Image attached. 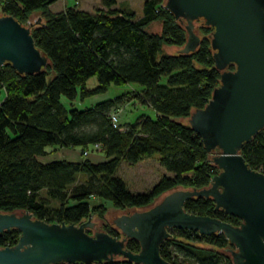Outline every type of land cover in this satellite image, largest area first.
Returning a JSON list of instances; mask_svg holds the SVG:
<instances>
[{"label":"trees","instance_id":"1","mask_svg":"<svg viewBox=\"0 0 264 264\" xmlns=\"http://www.w3.org/2000/svg\"><path fill=\"white\" fill-rule=\"evenodd\" d=\"M55 1L0 0V15H11L23 24L39 14L40 23L31 26V34L48 59L46 68L35 74H20L8 63L0 66V212L28 210L49 223L79 224L89 215L105 217L102 206L90 205L94 198L123 211L148 207L160 194L178 187H207L218 168L188 118L204 107L219 84L220 71L210 46L213 28L196 21L203 33L196 50L166 53L164 45L181 48L187 33L164 8L163 0H143L139 18L115 6L118 0H101L103 7L92 12L76 6L53 12L49 5ZM157 20L161 32L148 31ZM93 77L96 83L89 88L87 82ZM111 85L139 87L132 98L153 115L142 113L114 126L111 113L123 95L83 108L62 101V97L70 103L77 98L83 101L107 92ZM95 144L101 146L102 161L84 155L93 152ZM56 148H78L84 158L40 159ZM240 153L251 168L264 173V129ZM151 157L171 176H162L147 192H130L116 174L119 164ZM184 208L233 225L240 221L216 209L211 198L188 199ZM106 232L117 236L108 227ZM169 234L159 252L171 264H180L171 246L187 252L196 264H233L226 252L229 241L222 233L206 236L170 229ZM19 235L15 228L3 231L0 247L15 245ZM195 241L214 249L195 246L191 243ZM126 247L132 252L140 249L135 239H128ZM103 264L134 263L116 257Z\"/></svg>","mask_w":264,"mask_h":264},{"label":"water","instance_id":"2","mask_svg":"<svg viewBox=\"0 0 264 264\" xmlns=\"http://www.w3.org/2000/svg\"><path fill=\"white\" fill-rule=\"evenodd\" d=\"M164 8L186 30L179 53L199 46L196 21L213 28L210 46L219 84L188 123L218 172L207 187L174 189L145 209L115 216L121 237L95 230L91 215L67 224L46 222L28 210L0 212V233L20 231L15 245L0 247V264H103L116 257L134 264H171L159 252L170 229L222 233L233 264H264V173L240 153L264 129V0H165ZM34 23L40 17L23 24L0 15V66L8 63L20 74L46 68L48 59L31 34ZM201 197L211 198L216 209L237 217L239 224L185 210L188 199ZM128 239L139 242L138 252L127 249Z\"/></svg>","mask_w":264,"mask_h":264},{"label":"rangeland","instance_id":"3","mask_svg":"<svg viewBox=\"0 0 264 264\" xmlns=\"http://www.w3.org/2000/svg\"><path fill=\"white\" fill-rule=\"evenodd\" d=\"M164 3H165V0H163V3H162L163 6H164ZM142 4H143V0H120V1H117L115 6H117L120 9L133 12L135 17L139 18L142 16ZM68 6H76L79 9L86 10L89 12H92L97 8L103 7L101 0H58L51 4L50 9L53 12H57V11L64 10ZM38 17H39V14L34 13L33 15H31L28 21L33 22ZM200 26H201L200 22H195V31L200 37H202L203 33L199 30ZM147 30L153 33H160L161 32V21L157 20V21L152 22L147 27ZM179 49L180 48L172 46V45L163 46V51L166 53H175ZM165 79H166L165 77L161 79L162 83L165 82ZM95 83H96L95 77L90 78L87 82V86L91 88L95 85ZM138 91H140L139 87L134 86V85H126V86L111 85L108 88L107 92L84 99L83 101L77 98L70 103L66 100L65 97H62V101L66 104V106H74L77 108H83L85 106H91L97 101H100L103 99L123 95L122 100L116 105V109L118 108L121 109V114L119 116L118 123L124 125V123L134 120L137 116H139L142 113H146L150 116L153 115V111L150 108L142 104L140 101H137L135 98H132L133 94ZM181 120L183 122H186V119H181ZM65 151L67 150L56 148L52 150V152H49L47 155L40 157V159L45 161V160H50L53 158H61L66 155ZM80 156L81 158H84L81 152H80ZM88 156L95 161H100L102 159H105L103 153L99 151H93L90 154H88ZM88 156L87 158H89ZM116 174L125 181L126 187L130 192H147L154 186L155 183L159 181V179L162 176H171L170 173H168L163 167L159 165L155 157L144 159L134 164H130L125 161H122L119 164ZM82 178L83 177H81L80 180H82ZM180 188H183V187H178L175 189H180ZM167 192L169 191H166L160 194L158 197H156L151 203V205L157 203L163 197V195ZM90 205L91 206L100 205L105 209L104 218L98 217L96 215L91 216V220L96 222L94 229L106 231V228L108 227L109 229L117 232V237H121L122 233L115 227L113 223V218L122 213H129L134 209H127L123 211L115 210L113 209L110 202L103 201L97 198L90 200ZM145 208L147 207L136 208V210H141ZM87 218L84 221H86ZM176 239L184 241L181 238H176ZM191 243L198 247L214 249L211 245H208L204 242L195 241ZM169 249L172 252V254L175 255V260L177 263L196 264V262L189 256L187 252L180 251L176 249L174 246H171Z\"/></svg>","mask_w":264,"mask_h":264},{"label":"crops","instance_id":"4","mask_svg":"<svg viewBox=\"0 0 264 264\" xmlns=\"http://www.w3.org/2000/svg\"><path fill=\"white\" fill-rule=\"evenodd\" d=\"M56 1H58V0H56ZM118 1H120V0H118ZM51 4L49 5V9H50ZM61 149L62 150L63 149L64 150H67V151H65L66 152L65 153L66 155L64 157H61V158H53V159H66V160H70V161H79V160L82 159L81 156H80V150L78 148H61ZM89 159L92 160V161H95V160L91 159L90 157H89ZM102 160H104V159H102ZM102 160H100V161H102ZM45 161H49V160H45Z\"/></svg>","mask_w":264,"mask_h":264},{"label":"built area","instance_id":"5","mask_svg":"<svg viewBox=\"0 0 264 264\" xmlns=\"http://www.w3.org/2000/svg\"><path fill=\"white\" fill-rule=\"evenodd\" d=\"M120 114H121V109H119V108L116 109V110H114V111L111 113V121H112V123H113L114 126H117V125H118V119H119ZM93 150H94V151H99V152H101V146H100V144H95V145L93 146ZM89 152H90V151H85V152H84V155H85V156H88Z\"/></svg>","mask_w":264,"mask_h":264},{"label":"flooded vegetation","instance_id":"6","mask_svg":"<svg viewBox=\"0 0 264 264\" xmlns=\"http://www.w3.org/2000/svg\"><path fill=\"white\" fill-rule=\"evenodd\" d=\"M91 231V229L90 230H88V232H90Z\"/></svg>","mask_w":264,"mask_h":264}]
</instances>
